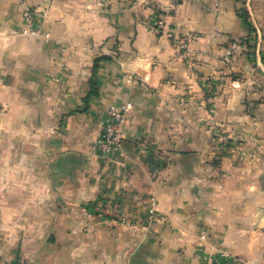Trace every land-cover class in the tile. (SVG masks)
<instances>
[{
	"label": "crops",
	"instance_id": "obj_1",
	"mask_svg": "<svg viewBox=\"0 0 264 264\" xmlns=\"http://www.w3.org/2000/svg\"><path fill=\"white\" fill-rule=\"evenodd\" d=\"M20 1L0 0V260L264 264V0H27L35 33Z\"/></svg>",
	"mask_w": 264,
	"mask_h": 264
},
{
	"label": "built area",
	"instance_id": "obj_2",
	"mask_svg": "<svg viewBox=\"0 0 264 264\" xmlns=\"http://www.w3.org/2000/svg\"><path fill=\"white\" fill-rule=\"evenodd\" d=\"M107 1L108 0H94V3L99 6H104ZM215 5H217V0H215ZM19 7L21 9V19L24 25V32H37L40 22L38 11H36L27 0H21L19 2ZM163 25V20L159 17H153L147 24L148 29L154 34L161 33ZM190 38L195 40L198 38V35L192 34ZM237 45L238 42L235 40H231L227 43L226 59H229V54L237 47ZM181 49L183 58H186L188 52L187 43L183 42L181 44ZM129 108L130 104L127 103L121 107H112L107 110L100 137L98 139V146L104 155L110 151H117L120 149L121 133L125 123L126 113ZM94 208L98 213L110 216L113 219L124 223L134 231L148 227L156 221L155 212H150L139 220H130L126 217L119 203L106 198L97 200ZM0 264L4 263L0 260ZM211 264H236V258L233 255L222 251L212 256Z\"/></svg>",
	"mask_w": 264,
	"mask_h": 264
}]
</instances>
